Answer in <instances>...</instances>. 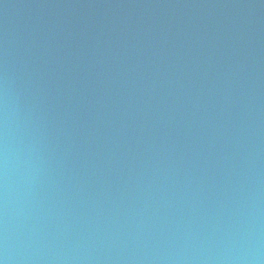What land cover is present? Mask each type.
<instances>
[{"label":"water","instance_id":"95a60500","mask_svg":"<svg viewBox=\"0 0 264 264\" xmlns=\"http://www.w3.org/2000/svg\"><path fill=\"white\" fill-rule=\"evenodd\" d=\"M0 264H264V0H0Z\"/></svg>","mask_w":264,"mask_h":264}]
</instances>
